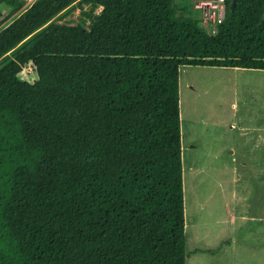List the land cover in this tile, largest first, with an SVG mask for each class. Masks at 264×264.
Returning a JSON list of instances; mask_svg holds the SVG:
<instances>
[{"label": "trees", "instance_id": "trees-1", "mask_svg": "<svg viewBox=\"0 0 264 264\" xmlns=\"http://www.w3.org/2000/svg\"><path fill=\"white\" fill-rule=\"evenodd\" d=\"M231 3L216 34L176 0H35L0 29V264H186L181 69L264 70V0Z\"/></svg>", "mask_w": 264, "mask_h": 264}, {"label": "rangeland", "instance_id": "rangeland-1", "mask_svg": "<svg viewBox=\"0 0 264 264\" xmlns=\"http://www.w3.org/2000/svg\"><path fill=\"white\" fill-rule=\"evenodd\" d=\"M34 1L13 15L4 6L0 29ZM176 1L194 10L199 0ZM180 80L186 264H264V70L184 67Z\"/></svg>", "mask_w": 264, "mask_h": 264}, {"label": "built area", "instance_id": "built-area-1", "mask_svg": "<svg viewBox=\"0 0 264 264\" xmlns=\"http://www.w3.org/2000/svg\"><path fill=\"white\" fill-rule=\"evenodd\" d=\"M195 9L201 14L204 27L211 34L218 32V26L225 20L227 15V0H199L195 3ZM34 70L32 64L25 67V70Z\"/></svg>", "mask_w": 264, "mask_h": 264}, {"label": "water", "instance_id": "water-1", "mask_svg": "<svg viewBox=\"0 0 264 264\" xmlns=\"http://www.w3.org/2000/svg\"><path fill=\"white\" fill-rule=\"evenodd\" d=\"M237 1H238V0H232V3H231V9H232V10H233L234 7L236 6Z\"/></svg>", "mask_w": 264, "mask_h": 264}, {"label": "crops", "instance_id": "crops-1", "mask_svg": "<svg viewBox=\"0 0 264 264\" xmlns=\"http://www.w3.org/2000/svg\"><path fill=\"white\" fill-rule=\"evenodd\" d=\"M236 69H238V68H236Z\"/></svg>", "mask_w": 264, "mask_h": 264}]
</instances>
